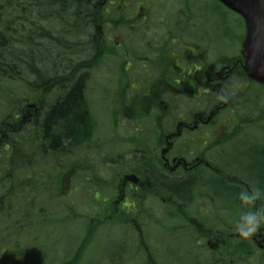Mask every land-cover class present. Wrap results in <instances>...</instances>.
<instances>
[{
	"label": "flooded vegetation",
	"instance_id": "af4514ba",
	"mask_svg": "<svg viewBox=\"0 0 264 264\" xmlns=\"http://www.w3.org/2000/svg\"><path fill=\"white\" fill-rule=\"evenodd\" d=\"M212 1L214 11L225 14L220 13L224 19L215 26L225 30L219 33L208 29L205 2L200 0L97 3L93 35L99 49L79 51L73 60L85 63L78 76L84 77V97L88 83L94 84L91 95L97 94L96 101L107 106L108 123L117 135L110 141L130 149L114 164L129 172L107 181L103 206L94 204L99 214L101 207L108 209L110 220L121 211H147V203L156 199L179 207L177 198L166 193L169 186L189 187L190 203L184 204L189 206L196 194L211 186L207 178L236 193L255 188L264 193V171L249 167L254 157L264 158V107L259 105L264 102L263 85L244 72L245 36L237 45L231 35L240 16ZM221 93L228 96L227 102L219 99ZM93 104L98 132L108 123L96 121ZM234 147L238 150L230 157ZM93 148L98 149L95 144ZM128 174L136 175L138 182L126 181ZM99 191L95 187L96 202L102 200ZM263 203L264 195L251 207L264 209ZM233 205L249 209L239 199ZM248 240L264 256V225Z\"/></svg>",
	"mask_w": 264,
	"mask_h": 264
},
{
	"label": "rangeland",
	"instance_id": "374dc122",
	"mask_svg": "<svg viewBox=\"0 0 264 264\" xmlns=\"http://www.w3.org/2000/svg\"><path fill=\"white\" fill-rule=\"evenodd\" d=\"M200 1L205 2L203 13L208 29L214 33L225 31L215 27L219 19H224L220 13L225 14L214 11L217 5L212 0ZM239 23L231 34L237 45L241 44L245 33L244 25L241 21ZM76 60L83 61L81 57ZM14 81L8 84L0 82V122L5 116L18 114L26 104L38 99L25 83ZM90 88H94V84L88 83L87 86L85 100L88 108L91 109V103H94L96 121L108 123L110 114H107V106L96 101L97 94L92 96ZM260 91L264 96V87H260ZM52 97L42 96L40 106H50ZM259 105L264 107L263 100ZM254 118L258 116L255 114ZM33 122L39 123L35 119ZM40 127L24 126L21 133L15 132L13 143L7 149H0V262L66 264L84 245L90 232L94 240L86 247L79 264H151L147 260L150 254L145 251H148V246L158 257L152 264H264L263 254L256 249L249 259L245 254L239 257L247 243L236 238L239 233L235 224L247 210L226 204L232 192H226L225 188L212 191L207 186L194 196L189 206L180 202L182 206L178 208L156 199V202L147 203V211L125 216L121 211L110 220L108 209L104 207L105 211L103 209L97 214L91 207L93 202L90 203V198L84 193L94 192L95 187H91L98 184L103 197H107L106 182L122 172H129V169L107 165L105 159L128 152L129 147L125 149L110 141L117 135L113 134L108 123L107 127L96 131L90 144H77L78 148L73 146L72 150L65 146L54 155L43 154L39 149L40 136L43 135L42 125ZM57 127L60 132L67 128L65 124ZM84 128H89V125ZM77 130L79 128H75ZM72 141L67 140L68 143ZM94 144L98 149L93 148ZM237 150L234 147L229 156H235ZM250 163L249 167L256 165L264 171L263 157H254ZM188 218L199 220L204 225L202 229L215 232L210 237L221 238L223 244L216 250H209V237L195 233L186 220ZM95 219L103 221L97 229L92 224Z\"/></svg>",
	"mask_w": 264,
	"mask_h": 264
},
{
	"label": "trees",
	"instance_id": "16d2710c",
	"mask_svg": "<svg viewBox=\"0 0 264 264\" xmlns=\"http://www.w3.org/2000/svg\"><path fill=\"white\" fill-rule=\"evenodd\" d=\"M97 1L0 0V82L21 81L38 97L53 93L51 105L39 106V114L35 115V120L39 121L36 124L43 126L39 145L43 154L54 155L65 146L69 150L73 146L78 148L77 144L89 141L93 133L94 123L87 112L83 94L84 77H78L85 63L78 64L73 58L79 51L87 53L89 49H99L93 35L98 21ZM6 118L16 120L13 115ZM59 124H65L67 128L60 132ZM87 125L89 128H84ZM7 126L10 127L8 122ZM75 128L79 130L75 131ZM8 140L12 138L7 137L5 142ZM67 140L73 141L68 143ZM165 189L178 202H190L189 187L169 186ZM158 190L163 192L161 186ZM191 224L204 238L215 234L202 229L194 220ZM93 225L95 229L99 227V223ZM85 239L84 245L66 264L80 263L86 247L94 240L93 233L89 232ZM245 247L242 249L247 256L249 249ZM148 258L152 264L154 256L150 254Z\"/></svg>",
	"mask_w": 264,
	"mask_h": 264
},
{
	"label": "water",
	"instance_id": "95a60500",
	"mask_svg": "<svg viewBox=\"0 0 264 264\" xmlns=\"http://www.w3.org/2000/svg\"><path fill=\"white\" fill-rule=\"evenodd\" d=\"M219 1L243 17L247 29L242 46L245 73L250 79L264 84V0ZM127 178L138 182L136 176ZM208 246L213 250L218 244L210 240Z\"/></svg>",
	"mask_w": 264,
	"mask_h": 264
},
{
	"label": "clouds",
	"instance_id": "9594fccd",
	"mask_svg": "<svg viewBox=\"0 0 264 264\" xmlns=\"http://www.w3.org/2000/svg\"><path fill=\"white\" fill-rule=\"evenodd\" d=\"M219 99L227 102L228 96L221 93ZM262 195L264 193L259 188L252 189L251 191L245 190L239 193L238 198L242 205L249 206V209L240 215L236 224V231L242 238H251L264 225V209H253L251 207Z\"/></svg>",
	"mask_w": 264,
	"mask_h": 264
}]
</instances>
